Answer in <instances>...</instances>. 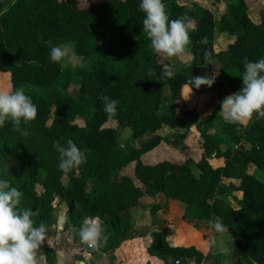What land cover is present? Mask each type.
Masks as SVG:
<instances>
[{"label":"trees","instance_id":"obj_1","mask_svg":"<svg viewBox=\"0 0 264 264\" xmlns=\"http://www.w3.org/2000/svg\"><path fill=\"white\" fill-rule=\"evenodd\" d=\"M163 2L170 20L187 16L195 25L189 61L179 67L166 66L150 47L142 31L140 0H102L87 6L79 0H0V90L25 84L50 87L62 67L50 60L45 41L59 45L71 39L75 53L92 61L80 78L77 99L93 109L83 124L75 121L82 117L79 112L72 117L55 115L49 121L52 99L24 88L38 114L21 125L28 135L13 131L11 121L0 127V157L18 162L16 169L0 171V179L23 193L21 207L34 212L36 226L53 223L55 198L67 203L72 224L86 215L100 217L103 235L108 237L98 245L102 252L115 249L126 236L133 209L158 196L180 203L182 218L201 228L205 237L220 217L233 236L234 264H264V181L255 175V169L264 171V119L254 115L246 125L230 124L217 114L222 99L242 87L245 59L264 58V0L257 12L245 0H226L217 17L198 3L190 7L178 0ZM216 31L232 36L220 50L214 48ZM215 59L217 104L203 126L196 124L203 149L194 160L186 137L197 113L181 103V87ZM150 70L155 74L150 75ZM165 70L174 75L163 77ZM166 87L169 96L164 97ZM101 95L118 101L114 116L105 113ZM215 117L220 126L214 125ZM125 126L133 138L150 133L125 149L119 143ZM163 126L172 129L168 138L160 133ZM68 139L86 151L87 161L63 173L53 142L64 144ZM162 142L183 154L184 160L144 161L143 155ZM211 155L223 157L224 165L213 167L208 161ZM123 167L126 173H121ZM231 178L238 184L223 181ZM228 189L241 192L236 206L226 197ZM149 203L152 212L162 207L154 200ZM42 247L46 260L52 261L53 248L46 243ZM147 251L165 264L180 257H185L184 264L213 261L212 255L193 246H172L160 229L151 231Z\"/></svg>","mask_w":264,"mask_h":264},{"label":"clouds","instance_id":"obj_2","mask_svg":"<svg viewBox=\"0 0 264 264\" xmlns=\"http://www.w3.org/2000/svg\"><path fill=\"white\" fill-rule=\"evenodd\" d=\"M138 10L144 14L142 31L146 33L150 47L156 53L167 58L187 54L191 43L190 32L195 30L190 17L181 16L170 20L163 0H140ZM45 44L50 48V60L54 63L74 58L67 44H54L52 40L45 41ZM149 74L155 73L150 70ZM162 75L171 78L174 73L165 70ZM240 78L242 87L222 99L219 113L230 124L246 125L254 115L257 119H264V58L258 61L245 59ZM214 83L215 76L212 75L192 76L188 81V98L193 88H211ZM101 100L105 113L114 116L118 101L106 95H101ZM37 114L36 105L23 87L0 90V127H4L6 121H11L13 131L28 135L21 125L35 120ZM53 148L59 153L58 168L63 173L71 172L87 161L86 151H81L71 139L64 144L60 140L54 141ZM22 195L8 180L0 179V264H39L38 250L45 242L46 229L43 224L36 226L31 209L21 207ZM212 224L217 232L226 230L220 217H216ZM79 236L81 242L90 248H96L108 239L103 235L98 218L85 219Z\"/></svg>","mask_w":264,"mask_h":264},{"label":"crops","instance_id":"obj_3","mask_svg":"<svg viewBox=\"0 0 264 264\" xmlns=\"http://www.w3.org/2000/svg\"><path fill=\"white\" fill-rule=\"evenodd\" d=\"M193 1L200 5L206 6L204 4H201L199 0H193ZM223 3L224 0L212 1L213 8H215V4L218 6L217 9L220 8V11L219 10L217 11L218 14L222 11ZM187 5L191 7L193 4H187ZM212 12L214 13L213 10ZM225 34H227V32L216 31L215 38L222 37L224 40ZM225 39L228 38L226 37ZM230 41L231 39L227 40L226 45ZM222 48H219V50ZM205 67L206 65L203 67V69ZM203 69L198 76L209 75V74H204L205 70ZM189 92H190L189 84H184L181 87V103L185 105L187 108L196 111L197 121L196 123L191 125L189 134L186 137V141L188 143L189 140L196 138V143H197L196 148L199 150L202 147V139L196 124L203 126L206 120L209 117H212L213 115L212 110L217 104V93L214 91L213 87L209 88L207 86H202L199 89L193 88L192 93L188 98ZM217 114L221 115L219 112ZM214 119L217 120L218 118L215 117ZM168 129L170 130V132L172 131V129L169 128L168 126H163L160 130V133H162L163 131L166 132ZM140 138L143 139V137ZM162 145H167V144L165 142H162L156 148L145 153L143 155V160L152 163L162 158L169 157V152L167 149H164L165 154L164 153L162 155L152 154L157 148L161 147ZM176 157L177 156H174V158L172 157L173 160L175 161L184 160V157L183 158L181 157L176 158ZM147 159H150L151 161H147ZM208 161L213 167L224 165V158L220 156L211 155L208 158ZM223 181L227 185L229 183L238 184L237 179L231 178V179H224ZM239 193L241 195L240 191ZM153 200L155 202H159L162 205V207L156 210L155 212H152L150 210L149 202ZM142 205H143V210H140V207ZM174 205L175 204L173 203V201L167 202L163 198L158 196L155 197V199L149 198L145 200L134 210L135 213H137V216L133 218L132 224L126 236L121 239L120 244L115 249L108 252H102L98 248L89 249V247H85V249L83 250V258H80L78 263L79 264H165L161 258L152 255L147 251V245L151 240V231L154 229H160L166 232L167 240L172 246H193L195 249L201 251L203 255H207V254L212 255L213 261L211 264H234L233 240H232L233 236L231 237V233L228 232L227 234L228 236H226L223 234V232L222 233L217 232L214 228H211L209 226L210 235L208 237H205L203 235L201 228L195 226L193 223L182 218L183 209L180 208L179 210H176ZM224 232H227V229ZM225 236L228 237L229 240L231 239V247L224 244V239H226ZM44 243H46L48 246L53 248L52 244H50L51 242L49 243L44 242ZM40 250H41V254H43L42 251H44V249L42 246ZM44 255H45V251H44ZM45 261L48 262L46 260V257H45ZM174 264H176V261Z\"/></svg>","mask_w":264,"mask_h":264},{"label":"rangeland","instance_id":"obj_4","mask_svg":"<svg viewBox=\"0 0 264 264\" xmlns=\"http://www.w3.org/2000/svg\"><path fill=\"white\" fill-rule=\"evenodd\" d=\"M96 1H102V0H79V4L81 6H87L91 3H94ZM180 3H187V4H194L193 0H178ZM201 4L206 5L210 9L214 11L215 17L218 15V10L220 11V8L215 4V8L212 7V1H219V0H199ZM226 0H224L225 2ZM247 4L250 6V8L254 11L257 12V8L259 6H262V1L263 0H245ZM221 3V1H220ZM223 6V4H222ZM220 6V7H222ZM256 11H255V10ZM228 39H225V38ZM232 40V36L229 35L228 33L224 35V40L222 37H217L214 39V48L215 50H219V48H224L226 45L227 40ZM67 44L70 46L74 53V58L70 60H65L61 62V75L59 78L50 86V87H37V86H29V85H24V88L27 90H32L38 94L44 95V96H49L52 99V108H51V113H50V118L49 121L54 117L55 115L57 116H65V117H72L73 114L75 113H80L82 114L81 116H78L75 121L79 124H83L84 120H87L89 116L92 113V108H89L88 106L84 105L83 103L79 102L77 99V92H78V86H79V81L82 75L91 67L92 61L89 58H86L81 55H77L74 50V42L71 39H66L64 42H62L59 45H64ZM189 49V47H188ZM159 58L163 60V63L166 66L169 67H179L182 65V63H188L189 61V52L187 50V54L184 56L180 57H173V58H167L159 54ZM185 60V61H183ZM218 67V62L213 60L209 64L206 65V67L203 69L204 74H209L214 76ZM30 88H29V87ZM215 90V86H212ZM169 96V91L168 87L164 89V97ZM214 120V125L220 126V120L213 119ZM216 122V123H215ZM150 132H147L143 138L148 136ZM162 133L165 134L166 138L169 137L170 130L168 129L166 132L163 131ZM202 139V138H201ZM141 138H133L131 136V130L129 127L125 126L120 129V134H119V143L122 146V148L128 149L130 146H133L135 144H138ZM189 147L193 148L191 151L190 148L189 150L192 152V157L194 160L199 159L200 155L202 154V147L201 149L196 148V138H193L189 140L188 142ZM167 149L169 152V159H173L174 156H177L176 158H183L184 155L176 151L175 149H172L171 146L167 145H162L161 147L157 148L152 154L153 155H159V154H165V150ZM161 157V156H160ZM173 157V158H172ZM147 161H151L150 159H147ZM18 166V162H16L15 159L8 157V156H2L0 157V171L2 170H8L10 168L16 169ZM121 173H126L127 172V167H123L121 169ZM132 172V171H128ZM40 177L38 179V182L36 184V188L38 191H41V181H42V175L44 171H40ZM255 175L257 178L260 180L264 181V171L255 169ZM227 199L230 201V203L233 206L237 205L236 199L240 197L239 190H229L227 191ZM175 205V209L179 210L182 208L180 203L173 202ZM142 204V203H141ZM54 209H53V214H54V219L53 223L49 226H45L46 229V239L45 242H51L52 247L54 248V256L55 258L50 261L46 262L45 261V255L44 251H42L43 254H41V250H38V258H39V264H79L78 261L80 258H83V250L85 249L86 246L81 242L80 236H79V231L82 226L83 220L82 218L79 220V223L77 224H72L70 219H69V214H68V206L67 203L64 200H60L58 198H55L54 202ZM136 207L133 209V218L137 216V213H135ZM140 210H143V205L140 207ZM132 218V221H133ZM101 223V219L99 220ZM224 235L228 236V232H223ZM224 239V244L228 245L231 247V239L229 240L228 237ZM232 237V234H231ZM233 240V237H232ZM90 249V248H89ZM95 251V250H94Z\"/></svg>","mask_w":264,"mask_h":264},{"label":"built area","instance_id":"obj_5","mask_svg":"<svg viewBox=\"0 0 264 264\" xmlns=\"http://www.w3.org/2000/svg\"><path fill=\"white\" fill-rule=\"evenodd\" d=\"M94 218H98V221L100 220V217H98V216H91V215H86L85 216V218H84V220L85 219H89V220H91V219H94ZM100 223V222H99ZM86 247H88L86 244H84ZM90 248V247H89ZM96 248H98V246L96 247Z\"/></svg>","mask_w":264,"mask_h":264},{"label":"water","instance_id":"obj_6","mask_svg":"<svg viewBox=\"0 0 264 264\" xmlns=\"http://www.w3.org/2000/svg\"><path fill=\"white\" fill-rule=\"evenodd\" d=\"M185 261V257H180L176 260V264H182Z\"/></svg>","mask_w":264,"mask_h":264}]
</instances>
